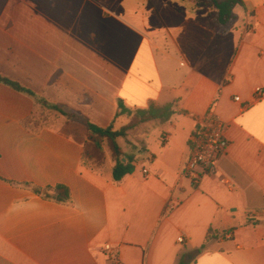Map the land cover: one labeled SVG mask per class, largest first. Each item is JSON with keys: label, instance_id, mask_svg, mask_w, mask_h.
<instances>
[{"label": "crops", "instance_id": "obj_1", "mask_svg": "<svg viewBox=\"0 0 264 264\" xmlns=\"http://www.w3.org/2000/svg\"><path fill=\"white\" fill-rule=\"evenodd\" d=\"M215 15L205 0H0V77L24 90L0 82V264H264V0L226 32ZM118 103L175 113L117 139L134 171L115 182L109 151L96 169L82 153L88 123H130ZM209 111L228 148L194 188L183 169ZM57 186L69 202L44 198Z\"/></svg>", "mask_w": 264, "mask_h": 264}, {"label": "trees", "instance_id": "obj_2", "mask_svg": "<svg viewBox=\"0 0 264 264\" xmlns=\"http://www.w3.org/2000/svg\"><path fill=\"white\" fill-rule=\"evenodd\" d=\"M206 4L211 6L216 10V15L214 22L216 25L222 28V32H226V27L231 24L234 20L233 10L237 6H242V0H205ZM0 82L10 86L18 91L24 92L18 84L11 82L7 79L0 77ZM38 103L49 110L56 111L61 115L66 116L67 113L60 110L55 106H51L43 100H38ZM172 105L156 106L151 103L149 107L145 110L130 111L126 109L121 103H118V113L116 118L121 115H126L131 118L129 124L121 128L119 131H114L112 126L107 128H100L96 125L87 124L90 139L86 142L84 146V151L82 153V163L85 164L86 161H95L96 159H101L102 163L105 160L104 150L107 149L113 160L112 168V179L115 182L120 181L127 175H130L134 171L133 159L127 156L117 143L119 137L126 139L127 132L132 130L142 124L159 121L167 122L171 116L174 114ZM185 114V112H181ZM32 123L33 127H37L43 123L37 120H30L27 124ZM105 146V147H104ZM122 159H125L123 162ZM35 192L40 193L41 191L35 189ZM42 195L44 198L53 199L59 202L67 203L70 200L69 191L62 186H57L55 188H47L43 190ZM255 223V222H253ZM179 264H188L184 258H182Z\"/></svg>", "mask_w": 264, "mask_h": 264}, {"label": "built area", "instance_id": "obj_3", "mask_svg": "<svg viewBox=\"0 0 264 264\" xmlns=\"http://www.w3.org/2000/svg\"><path fill=\"white\" fill-rule=\"evenodd\" d=\"M255 100L264 99V90L255 89ZM235 102H240V98H234ZM247 105L243 106L246 108ZM227 129L226 123L213 111H209L206 116L200 120L197 129L190 136V156L184 166L183 175L190 179L194 188L198 187L200 180L206 175H215L217 173V163L220 156L224 155L228 148V141L225 137ZM147 174V170H143ZM220 183L232 188L231 180L220 176ZM180 244L183 240L179 239ZM106 252H111V247H104ZM114 258L113 254H110Z\"/></svg>", "mask_w": 264, "mask_h": 264}, {"label": "rangeland", "instance_id": "obj_4", "mask_svg": "<svg viewBox=\"0 0 264 264\" xmlns=\"http://www.w3.org/2000/svg\"><path fill=\"white\" fill-rule=\"evenodd\" d=\"M45 121V120H44ZM105 147V146H104ZM104 154L106 153V152H108V150L107 149H105L104 151ZM102 159V158H101ZM101 159H96L95 161H86L85 162V164L88 166V167H90V168H94V169H96V168H100V167H102V165H103V163H102V161H101ZM108 168H109V164H108Z\"/></svg>", "mask_w": 264, "mask_h": 264}, {"label": "water", "instance_id": "obj_5", "mask_svg": "<svg viewBox=\"0 0 264 264\" xmlns=\"http://www.w3.org/2000/svg\"><path fill=\"white\" fill-rule=\"evenodd\" d=\"M122 161H124V159Z\"/></svg>", "mask_w": 264, "mask_h": 264}]
</instances>
